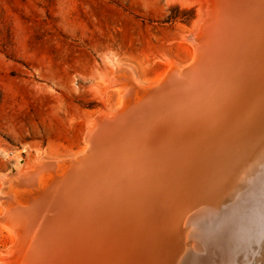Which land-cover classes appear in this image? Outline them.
Returning <instances> with one entry per match:
<instances>
[{
  "label": "bare ground",
  "instance_id": "1",
  "mask_svg": "<svg viewBox=\"0 0 264 264\" xmlns=\"http://www.w3.org/2000/svg\"><path fill=\"white\" fill-rule=\"evenodd\" d=\"M188 37L151 84L103 75L77 156L0 176V264H264V0H205Z\"/></svg>",
  "mask_w": 264,
  "mask_h": 264
},
{
  "label": "rangeland",
  "instance_id": "2",
  "mask_svg": "<svg viewBox=\"0 0 264 264\" xmlns=\"http://www.w3.org/2000/svg\"><path fill=\"white\" fill-rule=\"evenodd\" d=\"M204 8L205 0H0V176L17 161L81 153L88 121L117 106L103 76L113 67L151 84L171 64L190 65L188 35ZM10 240L0 224V258Z\"/></svg>",
  "mask_w": 264,
  "mask_h": 264
},
{
  "label": "water",
  "instance_id": "3",
  "mask_svg": "<svg viewBox=\"0 0 264 264\" xmlns=\"http://www.w3.org/2000/svg\"><path fill=\"white\" fill-rule=\"evenodd\" d=\"M193 66H191V67H189L188 69H190V68H192ZM164 83V82H163ZM162 83V84H163ZM160 88V93H164V91H165V88H163V87H159ZM153 91H154V89H152ZM150 92V94L149 95H151V96H154V94L156 93V92ZM152 93V94H151ZM165 94V93H164ZM140 102L142 103V101L140 100Z\"/></svg>",
  "mask_w": 264,
  "mask_h": 264
}]
</instances>
